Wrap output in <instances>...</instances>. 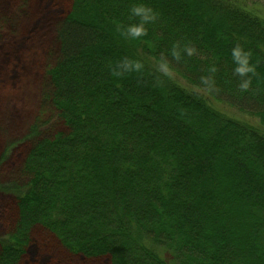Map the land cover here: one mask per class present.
<instances>
[{
	"label": "trees",
	"instance_id": "trees-1",
	"mask_svg": "<svg viewBox=\"0 0 264 264\" xmlns=\"http://www.w3.org/2000/svg\"><path fill=\"white\" fill-rule=\"evenodd\" d=\"M137 4L157 18L132 39L122 33L140 22ZM257 12L236 0H70L40 87L42 114L62 129L35 122L0 181L14 202L0 264H22L35 230L110 264H264V130L246 119L264 127ZM237 45L255 67L245 77ZM125 58L143 69L114 75Z\"/></svg>",
	"mask_w": 264,
	"mask_h": 264
},
{
	"label": "rangeland",
	"instance_id": "rangeland-1",
	"mask_svg": "<svg viewBox=\"0 0 264 264\" xmlns=\"http://www.w3.org/2000/svg\"><path fill=\"white\" fill-rule=\"evenodd\" d=\"M236 1L248 8L256 7L262 11L257 13L264 16V0ZM69 6L70 0H0L1 182L8 180V174L21 163L31 146L26 137L35 122L50 123V130L44 129L48 133L62 129L56 119L52 120L54 114H42L40 87L45 81L46 69L52 66L55 58V24L67 13ZM175 79L187 86L183 80ZM221 108L228 110L224 106ZM246 119L264 130L256 119ZM13 209L11 195L0 192V235L7 231L14 217ZM25 256L22 264H110L106 258L72 256L41 230L33 232Z\"/></svg>",
	"mask_w": 264,
	"mask_h": 264
},
{
	"label": "clouds",
	"instance_id": "clouds-1",
	"mask_svg": "<svg viewBox=\"0 0 264 264\" xmlns=\"http://www.w3.org/2000/svg\"><path fill=\"white\" fill-rule=\"evenodd\" d=\"M131 14L133 16L139 17L140 22L138 24L129 25L127 27L126 33H122V35H127L132 39H138L146 35L145 25L154 22L157 18L156 13L153 11V9L150 7H146L143 4H137L132 7ZM195 51L196 50L191 47L184 48V52H186V54L189 56L193 55ZM171 55L176 59L180 58V53L176 51L175 48L172 51ZM231 58L233 63L236 65L234 71L237 75L245 77L250 73H254L255 67L250 61V53L245 51L241 46L237 45L231 50ZM143 67L144 65L139 61H133L125 58L115 65L113 74L119 76L131 72L138 73L143 69ZM157 70L165 76H169L171 73V69L166 60H161L158 62ZM212 71H215V69H212ZM202 82L209 88L212 86L209 79H203ZM249 86L250 79H244L239 85L241 91H247Z\"/></svg>",
	"mask_w": 264,
	"mask_h": 264
}]
</instances>
